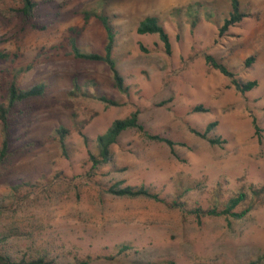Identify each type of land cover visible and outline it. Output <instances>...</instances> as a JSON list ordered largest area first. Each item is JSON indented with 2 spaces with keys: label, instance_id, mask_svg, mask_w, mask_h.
<instances>
[{
  "label": "rangeland",
  "instance_id": "rangeland-1",
  "mask_svg": "<svg viewBox=\"0 0 264 264\" xmlns=\"http://www.w3.org/2000/svg\"><path fill=\"white\" fill-rule=\"evenodd\" d=\"M19 2L0 0V50L19 53L16 66L51 54L75 27L82 28L80 44L86 50L103 52L107 31L98 17L92 14L87 21L85 14L104 13L116 30L114 55L128 90L114 86L107 64L63 54L26 73L24 86L45 82L47 89L25 100L24 111L13 117L12 153L0 166V199L9 201L11 185L41 184L38 190L23 188L20 205L4 215L0 228L19 226L53 255L115 254L127 242L133 246L129 264H264V206L243 219L215 217L199 223L183 220L178 211L153 199L104 192L108 184L121 181L156 187L168 197L177 175L206 178V187L191 193L195 205L206 202L219 182L228 191L264 185V0H238L246 17L222 34L233 0H37L39 27L21 39L22 19L13 9ZM147 15L158 16L166 27L171 54L158 34L137 32ZM204 53L222 61L240 80L255 79L258 85L240 92L229 77L207 64ZM250 56L255 59L247 66ZM9 64H1L0 71ZM75 80L83 89L89 83L90 90L97 88L118 105L73 95ZM2 82L0 73V87ZM198 106L205 110L196 111ZM135 110L148 131L178 143V156L167 143L131 129L114 146L113 164L95 178L99 184L88 185L83 137L77 132L69 137V158L48 138L60 125H71L76 113L79 120L90 119L85 132L93 148L115 119ZM213 121L217 125L209 135L225 140L222 144H211L193 131H204ZM32 141L38 145L18 151ZM30 235L14 239V250L26 251ZM91 264L122 263L98 259Z\"/></svg>",
  "mask_w": 264,
  "mask_h": 264
},
{
  "label": "trees",
  "instance_id": "trees-1",
  "mask_svg": "<svg viewBox=\"0 0 264 264\" xmlns=\"http://www.w3.org/2000/svg\"><path fill=\"white\" fill-rule=\"evenodd\" d=\"M37 0H20L19 5L14 9L21 19L22 26L19 30V39L25 37L27 32L37 29L39 23L37 22L36 10ZM95 15L100 19L104 28L107 31V43L103 52L86 50L80 44V37L82 28H71L68 35L65 36L64 41L55 45L51 54L41 53L35 57L29 64L25 66H16L17 60L20 57L19 53H10L5 50H0V65L10 62L8 66L0 71L1 73V96H0V166L8 160L12 153L11 150V130L14 125L13 117L18 113H22V103L33 97L41 96L46 92L47 84L40 82L33 85L24 86L23 79L26 73L30 71L35 65L48 61L54 55L63 54L67 57L74 59H81L88 62H102L107 64L113 75L114 86L122 92L128 90L125 84V79L121 74L117 60L114 55V48L116 44V30L104 13L86 12L85 20L88 21L91 15ZM246 14L240 10L238 0H233L232 11L224 20L220 27V33H224L230 26L239 23ZM196 20H193V25ZM139 34H158L163 41L166 53H172V42L170 35L156 15H147L144 17L137 26ZM207 64L211 68L218 69L224 75L230 78L231 82L236 88L246 93L254 89L258 85V81L248 80L243 81L235 76L226 64L216 59L210 53H204ZM255 59V56H250L246 60V65H250ZM87 88L83 89L78 80H75L72 94L75 96L83 95L87 99H96L104 102L106 105H118V101L109 97L105 93H101L94 88L90 90V85L87 83ZM93 86V85H92ZM96 86V84H94ZM196 111H204L202 106L195 108ZM90 119L79 120L78 114L71 115V125H60L55 128L48 138L56 142L61 150V153L66 158L71 157V146L69 144V137L73 133H79L84 140L88 149V157L84 162L85 170L84 176L87 179L88 185L99 184L95 178L99 175L100 171L114 162L115 150L114 146L119 142L121 135L131 129L138 131L143 137L149 140H157L165 142L169 145L174 155L178 156L176 152L177 142L171 138L162 136L160 134L151 133L146 129L140 120L139 111L135 110L123 118L115 119L107 130L97 136L94 141V147H91V139L85 132L86 126L89 124ZM255 126L258 129L256 119L254 120ZM217 125V121L209 123L204 131L193 129L199 136L207 139L211 144H222L225 140L220 137L210 136L209 133ZM36 141L24 144L18 151H25L36 147ZM117 168L116 166H112ZM62 172H57L61 174ZM174 180L175 190L171 196L164 197L161 191L156 187L141 185H123L121 181H116L107 185L104 192L116 197L122 198H137L145 197L153 199L156 202L163 204L166 208L173 211H178L183 220H190L201 222L204 218L221 217L228 221L239 220L246 217L250 212L264 206V185L251 183L248 186L228 191L224 190L221 183H217L210 197L204 201H196L195 205H191V193L196 190H202L206 187V178H196L190 175H177L172 178ZM41 182L22 181L11 185V193L6 199H0V221L4 215L9 212L13 205L18 204V200L22 199L20 193L23 188H30L38 190ZM31 234V235H30ZM29 236L31 242L26 247V251L19 252L14 250V239L24 238ZM119 251L115 254H108L93 257L87 255L84 258L73 256L72 254H56L41 249L36 243V238L32 233H25L19 226H12L7 230L0 228V264H64L67 259L70 264H91L98 259H104L110 262H121L122 264L133 263L130 257V250L132 245L130 243H122L118 245ZM145 264H158V262H146Z\"/></svg>",
  "mask_w": 264,
  "mask_h": 264
}]
</instances>
